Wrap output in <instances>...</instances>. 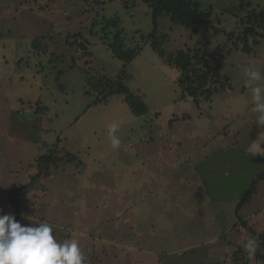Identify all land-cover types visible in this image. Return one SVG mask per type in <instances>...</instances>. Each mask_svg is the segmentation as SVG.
I'll use <instances>...</instances> for the list:
<instances>
[{
	"label": "rangeland",
	"instance_id": "obj_1",
	"mask_svg": "<svg viewBox=\"0 0 264 264\" xmlns=\"http://www.w3.org/2000/svg\"><path fill=\"white\" fill-rule=\"evenodd\" d=\"M96 1L0 0V215L17 216L22 226L50 223L58 241H79L85 264H228L225 257L244 248L250 228L264 230V179L235 215L240 196L264 169V126L257 124L242 75L244 67L264 74V28H258L263 37L255 35L261 43L250 36L246 52L225 34L234 16H213L216 28L226 31L212 29L208 44L160 18V57L143 41L153 32L147 5L126 9L125 0ZM199 1L217 14L239 5ZM249 2L264 12V0ZM103 15L120 17L127 46L146 43L131 62L112 56L100 26L99 35H88L91 21ZM192 48L207 52L218 84L226 87L199 107L180 99L178 72L167 63L169 54ZM87 60L109 77L125 68L148 113L133 114L119 96L90 106L95 96L84 93ZM37 100L48 117L35 113ZM113 123L118 149L108 138ZM54 147L57 164L20 193L17 214L8 191L28 184L38 172L35 160Z\"/></svg>",
	"mask_w": 264,
	"mask_h": 264
},
{
	"label": "trees",
	"instance_id": "obj_2",
	"mask_svg": "<svg viewBox=\"0 0 264 264\" xmlns=\"http://www.w3.org/2000/svg\"><path fill=\"white\" fill-rule=\"evenodd\" d=\"M111 1L112 0H108V2ZM105 2V0H99L96 1L95 4L98 6ZM139 3L148 6L153 27V32L149 33L143 41H148L147 43L149 46H151L160 57L165 55L160 46L162 39L158 35H155V29L159 26L160 18H167L170 23L184 28L189 33L190 37L199 39V43H201V39H204L208 44L210 42L207 39L212 29L217 32L213 34H218L221 30L223 32L226 31L224 29L216 28L213 24V16L215 14V16L223 15V17H226L223 20H226L229 16H234L236 18L234 27L225 34L227 38H229L230 43L236 48L241 47V49L246 52L251 51V45H249L248 42L250 36H253V39H256L255 35L263 37L258 34V28H264V12L262 10L258 12L255 8L251 9V3L249 0H239V5L237 7L236 5H232L220 9V14L216 13V7L214 5L204 4L205 6H203L199 0H125L123 1V6L128 9L130 7H136ZM93 20L94 21H91L92 24L90 25L88 35H99L96 27L100 26L99 31L103 43L108 46L112 56L122 61L123 64L131 62L136 57V54L140 52L142 46L146 44L144 43L143 45L136 46L126 45L127 40L123 36L119 16L108 17L103 15L100 21ZM223 20L218 19L220 23H224L225 25V22L227 21ZM80 29L78 30L80 31ZM79 35L82 37V34ZM36 40L37 39H34L32 41V47L37 50L39 54L43 49L40 48V44L37 43ZM80 41L84 42L82 46H85V48L88 47L87 45L90 43L85 36L82 40L80 39ZM254 43L260 44L261 42L256 39L254 40ZM90 55L92 56V53H90ZM87 61L84 66L86 84H84V93L88 96H95L90 103V106L99 103L106 104L110 97L119 96L133 114L141 116L148 113L149 108L143 99V95L131 90L128 86V82L131 80L132 76L125 70V68L120 69L115 76L109 77L101 73H96L90 65L92 60ZM167 63L169 67L174 68L178 72L176 77L174 76V81L177 83L180 90V99L188 97L199 107L201 102H208L212 96L225 91L226 87H224L223 84H218V68L211 67L207 58V52L205 51H200L199 49L194 50L193 48L191 50L180 49L175 54L171 53L167 56ZM74 66H78L77 62ZM34 106H36L35 113H44L46 114V117H48V107L44 106L40 100H37ZM172 120L173 118L170 119L169 124L174 122ZM55 146H57V144H55ZM56 161L57 149L54 147L49 149L47 153L40 155L35 160L38 172L36 175L32 176V179L28 184L21 185L20 187H17L16 185L12 186L8 191L7 199L15 208L17 214L19 213L20 193L29 191L34 182L39 181L40 176L38 175L41 173L48 174L51 165L57 164ZM263 179L264 169L252 179L249 186L240 196L235 208L236 216H239L240 208L248 203L254 195L257 183ZM15 219L17 220V216ZM245 225V228H250L247 224ZM233 227L234 226L232 225L231 230ZM250 230L252 233L251 237L257 238L258 244L260 245L254 255L255 258L249 257L245 249L240 247L234 251L233 254H228L225 257V263L252 264V259L257 262H264V252H262V249H264V230L258 232V230L250 228L248 231Z\"/></svg>",
	"mask_w": 264,
	"mask_h": 264
},
{
	"label": "clouds",
	"instance_id": "obj_3",
	"mask_svg": "<svg viewBox=\"0 0 264 264\" xmlns=\"http://www.w3.org/2000/svg\"><path fill=\"white\" fill-rule=\"evenodd\" d=\"M245 84L251 91L253 111L258 113L257 124L264 126V74L260 69L242 68ZM119 125L113 123L108 138L113 149L121 144L116 135ZM257 238H248L243 247L249 257L256 254ZM132 245L126 248L131 251ZM0 264H85V256L75 238L62 242L54 236L53 226L48 222L24 225L13 215H0Z\"/></svg>",
	"mask_w": 264,
	"mask_h": 264
}]
</instances>
